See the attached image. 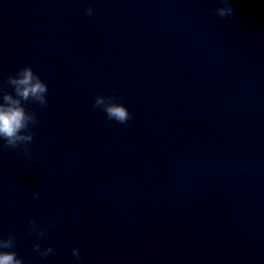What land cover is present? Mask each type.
Returning <instances> with one entry per match:
<instances>
[{"label": "water", "instance_id": "water-1", "mask_svg": "<svg viewBox=\"0 0 264 264\" xmlns=\"http://www.w3.org/2000/svg\"><path fill=\"white\" fill-rule=\"evenodd\" d=\"M233 3L0 0V97L22 67L49 86L30 157L0 142V236L25 264H264V0Z\"/></svg>", "mask_w": 264, "mask_h": 264}, {"label": "clouds", "instance_id": "clouds-1", "mask_svg": "<svg viewBox=\"0 0 264 264\" xmlns=\"http://www.w3.org/2000/svg\"><path fill=\"white\" fill-rule=\"evenodd\" d=\"M222 7L216 9L220 17L234 16L236 14L233 0H222ZM86 15H93V8L86 9ZM6 83L13 89L0 97V142L4 148L17 149L21 146L25 149V155L30 157L28 144L34 140L35 132L33 127L39 121L35 113L30 112L26 107L27 102L38 103L41 106L48 104V84L30 66L22 67L15 75H10ZM93 107L101 108L105 112L109 121L125 124L131 119V113L127 106L118 102L114 95H98ZM39 192L33 194V199H38ZM36 220L30 221L29 234L36 233L37 239L47 236L44 229L37 231ZM16 245L15 237L9 235L7 238L0 236V264H25L24 260L18 256L14 249ZM35 250L41 257H48L55 249L49 246L41 249L40 244L35 245ZM72 255L77 261H81V250L72 249Z\"/></svg>", "mask_w": 264, "mask_h": 264}]
</instances>
